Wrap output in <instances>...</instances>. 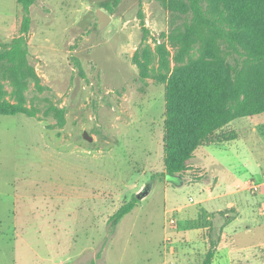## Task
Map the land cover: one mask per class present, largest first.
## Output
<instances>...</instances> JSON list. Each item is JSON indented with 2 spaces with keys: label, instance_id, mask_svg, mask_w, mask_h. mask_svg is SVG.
I'll return each mask as SVG.
<instances>
[{
  "label": "rangeland",
  "instance_id": "rangeland-1",
  "mask_svg": "<svg viewBox=\"0 0 264 264\" xmlns=\"http://www.w3.org/2000/svg\"><path fill=\"white\" fill-rule=\"evenodd\" d=\"M103 1L34 0L30 6L28 61L41 88L31 82L26 91L36 116L0 115V264L203 259L167 244L179 226L168 224L171 216L179 220L174 208L194 204L197 194L164 173V85L153 71L140 78L132 61L145 45L153 50L164 43L173 55L168 35L185 16L173 18L156 0H121L101 28ZM21 16L16 0H0V45L19 34ZM51 107L63 108L62 125ZM84 130L92 141L82 137ZM250 162L259 179L256 161ZM139 192L133 209L112 225L111 215Z\"/></svg>",
  "mask_w": 264,
  "mask_h": 264
},
{
  "label": "trees",
  "instance_id": "trees-1",
  "mask_svg": "<svg viewBox=\"0 0 264 264\" xmlns=\"http://www.w3.org/2000/svg\"><path fill=\"white\" fill-rule=\"evenodd\" d=\"M120 1L106 0L100 7L112 13ZM156 1L173 18L185 16L182 27L175 26L168 35L173 55L164 43L153 50L145 45L135 51L132 61L140 78L153 71L156 82L164 85V173L178 178L196 152L237 118L258 121V132L264 136V123L259 120L264 115V0ZM16 3L22 11L19 34L0 45V115L34 117L38 109L27 105L26 95L31 82L41 88L28 61L27 34L34 0ZM139 18L142 22L143 14ZM154 61L157 67H152ZM51 110L62 125L63 108ZM139 194L111 215L112 225L133 209ZM212 246L199 264L211 263Z\"/></svg>",
  "mask_w": 264,
  "mask_h": 264
},
{
  "label": "crops",
  "instance_id": "crops-1",
  "mask_svg": "<svg viewBox=\"0 0 264 264\" xmlns=\"http://www.w3.org/2000/svg\"><path fill=\"white\" fill-rule=\"evenodd\" d=\"M257 125L249 117L231 121L189 160L177 186L189 184L197 200L174 208L179 226L166 238L173 249L182 245L201 258L213 245L210 264H264V136ZM253 159L259 179L249 169ZM189 171L197 177L185 179Z\"/></svg>",
  "mask_w": 264,
  "mask_h": 264
},
{
  "label": "water",
  "instance_id": "water-1",
  "mask_svg": "<svg viewBox=\"0 0 264 264\" xmlns=\"http://www.w3.org/2000/svg\"><path fill=\"white\" fill-rule=\"evenodd\" d=\"M110 19L111 15L109 13L101 8L97 9V23L99 24V27L102 28L105 26ZM82 137L87 141H92V137L85 130L82 132Z\"/></svg>",
  "mask_w": 264,
  "mask_h": 264
},
{
  "label": "built area",
  "instance_id": "built-area-1",
  "mask_svg": "<svg viewBox=\"0 0 264 264\" xmlns=\"http://www.w3.org/2000/svg\"><path fill=\"white\" fill-rule=\"evenodd\" d=\"M248 185L251 191H256L258 188L257 185L252 182L248 183ZM190 201L194 202L193 198H190ZM168 224L170 227L175 228L176 226H178V220L174 216H171V218L168 220Z\"/></svg>",
  "mask_w": 264,
  "mask_h": 264
}]
</instances>
